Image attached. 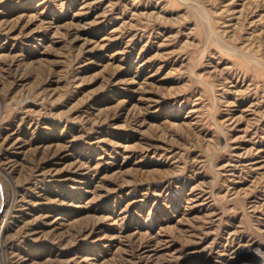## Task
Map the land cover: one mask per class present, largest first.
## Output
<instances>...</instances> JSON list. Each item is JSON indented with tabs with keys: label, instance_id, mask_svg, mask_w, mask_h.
Wrapping results in <instances>:
<instances>
[{
	"label": "rangeland",
	"instance_id": "obj_1",
	"mask_svg": "<svg viewBox=\"0 0 264 264\" xmlns=\"http://www.w3.org/2000/svg\"><path fill=\"white\" fill-rule=\"evenodd\" d=\"M0 264H264V0H0Z\"/></svg>",
	"mask_w": 264,
	"mask_h": 264
}]
</instances>
